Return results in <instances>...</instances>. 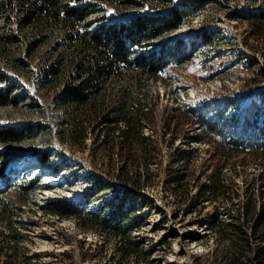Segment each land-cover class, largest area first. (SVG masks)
<instances>
[{"label":"trees","instance_id":"1","mask_svg":"<svg viewBox=\"0 0 264 264\" xmlns=\"http://www.w3.org/2000/svg\"><path fill=\"white\" fill-rule=\"evenodd\" d=\"M170 1L155 0L149 11L123 17L132 9L142 12L146 4L137 0H0V60H7L23 45L29 58L40 55L42 68L36 80L44 88L57 90L54 103L61 116L62 140L82 145L88 136L86 122H96L94 141L109 153L108 161L121 162V177L129 165H149L159 153L155 138L146 134L157 119L160 100L159 96L150 99V86L167 88V70L191 64L198 51L194 41L175 36L186 18L199 10L197 0L178 5ZM246 1L247 7L234 19L247 25L246 41L253 42L264 60V0ZM158 3L169 7L159 9ZM107 6L115 8L114 15L110 16ZM201 38L213 50L226 43L214 30L204 31ZM245 60L252 70L256 60L244 56L239 61ZM21 66H25L21 59L12 62L14 71ZM20 89L0 73V108L25 100ZM195 98L197 102L172 107L163 116L161 137L176 135L173 147L181 128L190 126L200 131L190 145H207L211 153L204 174L207 180L194 195L187 185L189 169L177 174V197L185 198L192 212L199 213L198 225L205 222L204 211L213 207L208 213L212 230L230 242V264H264V92L249 98L234 94L221 102L199 94ZM40 129V125H0V263L41 264L40 254L30 256L25 249L28 231L37 222L24 219V208L33 206L61 221L73 220L85 233L117 240L124 253L129 245L136 247L132 235L147 220L142 214L147 206L139 193L142 175L126 177L124 183L130 186L124 188L96 177L79 202L49 200L40 206L35 196L50 186L42 184L38 175L32 180L29 175L18 177L19 162L37 157L60 177L72 172L55 152L28 150V144L42 137ZM176 153L175 162L187 168L197 159L195 149L177 148ZM251 160L262 162L263 168L242 179L240 188L236 179L242 178Z\"/></svg>","mask_w":264,"mask_h":264},{"label":"rangeland","instance_id":"2","mask_svg":"<svg viewBox=\"0 0 264 264\" xmlns=\"http://www.w3.org/2000/svg\"><path fill=\"white\" fill-rule=\"evenodd\" d=\"M137 1L147 7L142 12L132 9L123 17L149 11L151 6H155V0ZM184 1L188 0L170 2L178 5ZM158 5L160 4L156 6ZM197 5L200 6L199 10L190 14L183 27L175 33L176 37L182 36L194 41V48L198 51L193 54L192 63L167 70V88L164 84H154L149 88L150 99L160 97L156 106L157 119L146 129V134L153 136L159 146L157 159L146 166L129 165L123 177L118 173L121 162L116 159L108 161L109 153L104 148L100 149L99 144L94 141L96 122H86L88 136L82 145L62 140L61 116L54 103L57 90L44 88L36 80L42 68L40 55L29 58L23 45L16 48L7 60H0V73L17 82L22 90L21 96H27L15 107L0 108V125H40V130L43 128L42 137L28 144V150L55 152L61 157V161L72 168L71 173L60 177L54 169L44 167L37 157H28L19 162L18 177L29 175L28 180H32L39 176L42 184L50 186L36 194L35 201L38 205L62 199L79 202L82 195L92 187L89 181L96 177L116 188L130 186L124 183L126 177L137 178L142 175L140 178L144 182L140 185L139 193L147 206L142 212L147 220L132 235V242L137 244L136 247L129 245L126 253L120 251V243L113 238L92 232L85 233L73 220L61 221L44 214L37 207H25L24 219L37 222L28 231L30 236L25 249L30 256L40 254L41 264H230V256L233 254L230 242L223 236L215 235L212 230L208 213L214 210L213 207L204 211L202 218L205 222L198 225L199 213L192 212L185 198L178 199L174 182L178 173L189 169L187 185L192 195L198 191L199 185L207 180L204 174L210 164L209 146L198 143L190 145L192 136L200 131L184 126L173 147L171 143L176 135H168L164 140L161 128L165 110L192 100L197 102V94L200 97H215L221 102L234 94L249 98L250 95L256 96L264 92V60L255 52L253 42L246 41L247 25L234 19L236 13L247 7L246 0H197ZM164 7L169 5L164 3L159 9ZM107 10L110 16L114 15L115 8L107 6ZM2 23L0 21V27ZM212 30L220 32L226 40L224 45L214 50L204 46L201 38L204 31ZM220 52L222 55H217ZM244 56L256 60L252 70L245 66L246 60L242 63L239 61ZM16 59L23 60L25 66L14 71L12 62ZM177 148L197 150V159L189 168L184 163L175 162ZM262 168L260 161L251 160L245 164V173L242 178L236 179L239 187H243L245 178L259 174ZM210 173L211 171L208 174ZM226 209L229 211L227 207ZM2 260L4 259L1 262Z\"/></svg>","mask_w":264,"mask_h":264},{"label":"bare ground","instance_id":"3","mask_svg":"<svg viewBox=\"0 0 264 264\" xmlns=\"http://www.w3.org/2000/svg\"><path fill=\"white\" fill-rule=\"evenodd\" d=\"M36 171H38V170H36Z\"/></svg>","mask_w":264,"mask_h":264}]
</instances>
